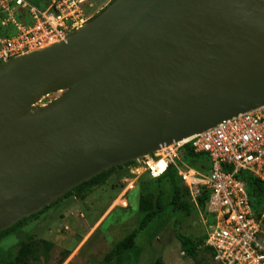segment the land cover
<instances>
[{"label": "water", "instance_id": "obj_1", "mask_svg": "<svg viewBox=\"0 0 264 264\" xmlns=\"http://www.w3.org/2000/svg\"><path fill=\"white\" fill-rule=\"evenodd\" d=\"M261 106L264 0H115L65 42L0 65V232Z\"/></svg>", "mask_w": 264, "mask_h": 264}, {"label": "built area", "instance_id": "obj_2", "mask_svg": "<svg viewBox=\"0 0 264 264\" xmlns=\"http://www.w3.org/2000/svg\"><path fill=\"white\" fill-rule=\"evenodd\" d=\"M82 0H51L39 9L27 0H0V65L63 43L89 19ZM205 154L202 173L183 160L186 147ZM133 176L158 179L174 169L190 201L206 198L205 247L218 264H264V211L252 210L246 183L250 173L264 182V106L225 120L213 128L144 156L129 168Z\"/></svg>", "mask_w": 264, "mask_h": 264}, {"label": "rangeland", "instance_id": "obj_3", "mask_svg": "<svg viewBox=\"0 0 264 264\" xmlns=\"http://www.w3.org/2000/svg\"><path fill=\"white\" fill-rule=\"evenodd\" d=\"M82 1L90 22L113 0ZM64 93L66 90L44 96L34 107L46 106ZM129 170L127 165L108 170L106 184L94 188L85 200L77 199L75 194L64 195L1 240L0 263L14 261L24 243L43 240L54 244L48 261L41 256L38 262L30 264H101L106 254L138 227L140 205L145 200L158 210L162 208L161 218L141 234L137 250L115 264H154L158 258L164 264H218L202 247L193 256L185 255L179 240L180 235L193 241L206 239L205 209L194 205L189 215L176 213L171 204L174 192L168 180L148 175L136 177Z\"/></svg>", "mask_w": 264, "mask_h": 264}, {"label": "trees", "instance_id": "obj_4", "mask_svg": "<svg viewBox=\"0 0 264 264\" xmlns=\"http://www.w3.org/2000/svg\"><path fill=\"white\" fill-rule=\"evenodd\" d=\"M32 5L36 6L39 9H46L51 0H27ZM113 0L112 2H114ZM6 32L0 27V37L5 36ZM183 160L188 165L197 169L202 173H208L210 170V160L205 154H195L191 148V146L186 147L183 155ZM134 162L126 163L128 168H130ZM124 165L118 166V168L123 167ZM113 169H111L112 171ZM110 171H106L101 173L100 175L88 180L75 187L71 191L67 192L65 196H70L75 194L76 198L79 200H85L87 196L92 192V190L96 187H101L106 184L107 178ZM162 179H166L169 181V185L173 189L174 195L172 199L173 210L176 213H186L191 214L194 210L195 206L190 201L189 193L184 188L177 172L174 169H170L168 173L162 177ZM158 178V179H160ZM239 178L246 183L247 191L250 199V204L254 214L258 217L264 211V182L256 178L247 172H242L239 175ZM185 194V195H184ZM187 196V197H186ZM206 198L201 199L200 207L204 208L206 211ZM53 204V203H52ZM52 204L47 206L43 211L37 213L29 218L23 219L22 221L16 223L11 228L0 232V241L4 240L11 235H13L18 229H20L23 225H25L31 219L36 218L39 214H42L44 211L49 209ZM142 214L140 218V222L138 227L130 234H128L123 240H121L109 253L106 254L103 262L101 264H115L117 260L128 253L135 252L137 250L138 239L142 233L147 231V229L156 223V221L161 218L160 211L162 208L158 210L157 208L152 207L150 202H146L142 200L140 205ZM179 240L182 244V249L185 255L193 256L196 252L203 250L208 251L212 257L214 254L211 249L205 247V240L201 239L198 241H193L192 239L182 236H179ZM202 247V248H201ZM54 248V244L39 240V241H30L29 243H24L18 252L16 259L8 264H30V261H39L41 256H44L45 261L49 259V253ZM1 264V263H0ZM154 264H164L161 258L155 260Z\"/></svg>", "mask_w": 264, "mask_h": 264}, {"label": "bare ground", "instance_id": "obj_5", "mask_svg": "<svg viewBox=\"0 0 264 264\" xmlns=\"http://www.w3.org/2000/svg\"><path fill=\"white\" fill-rule=\"evenodd\" d=\"M191 137H189V138H187V139H185V140H188V139H190Z\"/></svg>", "mask_w": 264, "mask_h": 264}]
</instances>
